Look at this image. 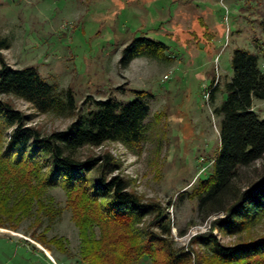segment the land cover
Listing matches in <instances>:
<instances>
[{"label":"rangeland","instance_id":"374dc122","mask_svg":"<svg viewBox=\"0 0 264 264\" xmlns=\"http://www.w3.org/2000/svg\"><path fill=\"white\" fill-rule=\"evenodd\" d=\"M0 37L10 43L3 50L9 65L36 66L60 90L73 91L74 115L40 113L21 98L2 97L43 134L66 129L95 109L96 100L126 102L136 98V90L151 94L143 143L86 145L79 158L110 153L118 165L113 174L124 177L144 202L164 208L172 223L169 241L176 249L193 251L192 264H242L221 261L209 245L194 239L210 231L224 246L259 238L264 236V213L242 231L228 233L213 227L222 214L206 220L199 215L197 192L219 151L222 117L215 108L233 73V50L257 53L264 71V0H0ZM138 37L162 41L168 48L158 57L139 56L121 68L123 48ZM212 79L218 87L214 101L209 95ZM253 108L264 118V99H255ZM263 163L243 167L240 182L260 175ZM50 198L61 209L53 221L35 207L33 215L20 219L17 231L0 226V264H82V230L67 205L66 188L47 190L45 200ZM151 219L145 217L135 228L160 232ZM94 231L100 235L98 226ZM33 233L47 241L57 238L52 250L33 239ZM152 255L163 263L165 253ZM138 264L153 261L145 256Z\"/></svg>","mask_w":264,"mask_h":264},{"label":"trees","instance_id":"16d2710c","mask_svg":"<svg viewBox=\"0 0 264 264\" xmlns=\"http://www.w3.org/2000/svg\"><path fill=\"white\" fill-rule=\"evenodd\" d=\"M9 46L8 39L0 37V226L17 231L20 219L33 215L35 207L53 221L61 209L52 206L53 198L45 200V194L62 185L68 193L67 205L82 230V264H138L145 256L158 264L152 251L165 253L162 264H192L193 251L176 249L169 241L172 223L164 208L144 202L129 190L124 177L113 174L118 165L110 153L86 159L78 156L86 145L113 141L134 147L143 143L151 112L146 98L152 95L136 90V98L126 102L111 97L96 100L95 109L79 115L66 129L43 134L2 97L21 98L40 113L74 115L73 91L60 90L36 66L9 65L3 54ZM167 48L162 41L135 38L123 48L119 65L125 69L135 58L158 57ZM231 64L233 73L224 85L223 101L215 108L222 117L219 151L208 176L202 179L197 198L203 220L222 214L213 227L235 234L264 213V163L255 179L245 184L239 179L243 167L264 159V118L253 108L255 99H264V71L259 55L242 47L233 50ZM214 82L212 79L209 89L212 101L218 91ZM8 129L11 131L4 140ZM91 172L95 177L89 176ZM148 216H152L151 226L160 232L149 226L135 228ZM44 237L32 235L52 250L51 243L57 238L47 241ZM194 241L209 245L225 263L264 264V236L224 246L210 231Z\"/></svg>","mask_w":264,"mask_h":264}]
</instances>
